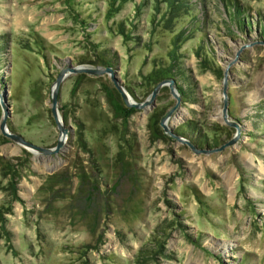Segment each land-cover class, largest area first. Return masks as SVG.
I'll return each mask as SVG.
<instances>
[{"label": "rangeland", "instance_id": "1", "mask_svg": "<svg viewBox=\"0 0 264 264\" xmlns=\"http://www.w3.org/2000/svg\"><path fill=\"white\" fill-rule=\"evenodd\" d=\"M61 70L58 152L0 130V264H264V0H0L8 131L57 144Z\"/></svg>", "mask_w": 264, "mask_h": 264}, {"label": "water", "instance_id": "2", "mask_svg": "<svg viewBox=\"0 0 264 264\" xmlns=\"http://www.w3.org/2000/svg\"><path fill=\"white\" fill-rule=\"evenodd\" d=\"M73 71H84V72H88V73H95V74H100L102 72H105L107 71L108 69H101V68H72ZM109 71V70H108ZM64 76H65V70H61L59 73H58V76L56 77V80L54 81V86L52 88V114H53V117L55 119V122L60 130V135H59V139H58V142L57 144L54 146V147H47V146H42V145H38L28 139H26L25 137H23L22 135L18 134V133H14V132H10L8 131L7 129V122H6V108L4 109L5 110V114L4 116L2 117L1 121H0V130L1 132L12 138L14 141H17L19 143H21L22 145L26 146L28 149L34 151V152H41V153H44V154H53V153H56L60 150V148L64 145V140L66 138V133H67V129L66 127L62 124V121H61V117L58 113V94H59V87H60V84L61 82L63 81L64 79ZM116 81V80H115ZM117 83V81H116ZM169 85L170 89H171V92L174 94L175 97H177V100L179 101V98H178V95L176 93V89L173 87V81H170V84L168 83L167 80H162L160 81L159 83H157V85L155 86V88L153 89L151 95H150V98L147 99L146 101L144 102H141V103H136L134 101H132L131 99V96L129 94L126 93V91L123 89V87L117 83V87L125 101V103L128 105V106H134L136 108H141V107H144L146 106L147 104L149 103H154V99L156 97V94L157 92L159 91V89L164 86V85ZM177 101V102H178ZM226 104H227V99H225V108H226ZM170 111L167 113L169 114ZM167 115H165L163 118H162V123L164 125V119ZM165 127V126H164ZM235 141V138L232 139L228 144H232L233 142Z\"/></svg>", "mask_w": 264, "mask_h": 264}, {"label": "bare ground", "instance_id": "3", "mask_svg": "<svg viewBox=\"0 0 264 264\" xmlns=\"http://www.w3.org/2000/svg\"><path fill=\"white\" fill-rule=\"evenodd\" d=\"M179 121L177 120V122L176 123H178Z\"/></svg>", "mask_w": 264, "mask_h": 264}]
</instances>
